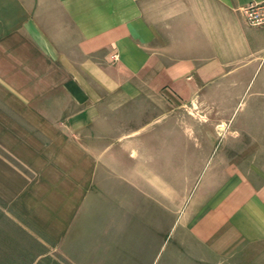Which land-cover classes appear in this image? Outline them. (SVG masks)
<instances>
[{
  "label": "rangeland",
  "instance_id": "374dc122",
  "mask_svg": "<svg viewBox=\"0 0 264 264\" xmlns=\"http://www.w3.org/2000/svg\"><path fill=\"white\" fill-rule=\"evenodd\" d=\"M161 50L159 34L125 44L72 91L49 73L62 68L24 58L25 83L67 106L27 115L0 147L18 168L0 194V264H219L226 188L263 177L264 123L226 122L246 107H225L224 77L187 93Z\"/></svg>",
  "mask_w": 264,
  "mask_h": 264
},
{
  "label": "crops",
  "instance_id": "0c3cea01",
  "mask_svg": "<svg viewBox=\"0 0 264 264\" xmlns=\"http://www.w3.org/2000/svg\"><path fill=\"white\" fill-rule=\"evenodd\" d=\"M261 1L159 0L158 19L156 0H0V147L8 149L12 131L14 139L23 138L27 115L39 123L41 108L55 113L58 103L67 106L66 100L40 94L55 87L25 83L26 58L62 68L49 73L68 75L66 86L72 91L74 75L89 73L82 68L100 67L102 59L119 54L125 44L152 43L158 34L161 58L177 60L173 71L182 77V87L190 86L185 92L200 91V76L209 82L223 76L225 107H246L242 114L230 112L225 121L264 123V25L250 26L242 11ZM157 25L160 33L154 34ZM15 146L23 149L24 144ZM10 170L18 168L0 154V194L5 197ZM261 172L262 178L241 179L226 188L224 241L214 248L219 264H264V167Z\"/></svg>",
  "mask_w": 264,
  "mask_h": 264
},
{
  "label": "built area",
  "instance_id": "2783aa9c",
  "mask_svg": "<svg viewBox=\"0 0 264 264\" xmlns=\"http://www.w3.org/2000/svg\"><path fill=\"white\" fill-rule=\"evenodd\" d=\"M242 11L250 26L264 25V1L250 2L242 8Z\"/></svg>",
  "mask_w": 264,
  "mask_h": 264
}]
</instances>
